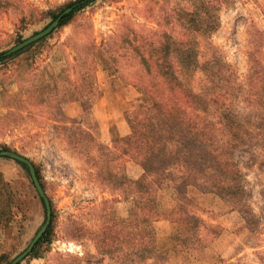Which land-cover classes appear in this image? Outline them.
Returning a JSON list of instances; mask_svg holds the SVG:
<instances>
[{"label": "rangeland", "instance_id": "374dc122", "mask_svg": "<svg viewBox=\"0 0 264 264\" xmlns=\"http://www.w3.org/2000/svg\"><path fill=\"white\" fill-rule=\"evenodd\" d=\"M72 1L0 0V53L47 28L56 19L50 12L59 14ZM58 27L30 49L0 61V150L16 151L33 162L44 179L52 219L54 214L55 235L47 258L31 252L19 264H58L59 255L65 264H72L69 255L82 257L81 264H121L120 253L98 252L95 236L108 220L107 205L121 217L128 216L131 206L122 192L124 179L123 187L114 189L116 177L108 175L138 179L144 173L138 156L124 153L128 147L120 140L131 132L127 112L140 101L134 81L149 80L142 59L162 60L166 34L197 46L200 63L211 55V44L243 86L242 112H251L246 88L254 73V54L264 67V0H95L68 25ZM192 31V37L185 34ZM84 44L110 49L122 67L107 66L100 58L94 61L93 91L84 97L87 109L72 89L63 96L60 80L57 99L49 96L52 102L46 104L47 92L35 88L50 74L60 73L68 56L74 58L76 46ZM126 64L132 66L124 69ZM205 80L199 68L192 81L195 91ZM56 82L48 81L49 93ZM236 158L247 201L204 191L209 178L190 174L181 163L146 176L163 214L178 206L177 185L189 177L191 216L184 219V232L177 239L178 227L170 219L154 221L166 258H149L141 264H264V148L256 146ZM0 173L13 193L14 218L11 223L0 222V252L8 254L5 264H10L44 224L46 207L26 165L0 156ZM77 228L84 232L80 239L71 235L81 232Z\"/></svg>", "mask_w": 264, "mask_h": 264}, {"label": "trees", "instance_id": "16d2710c", "mask_svg": "<svg viewBox=\"0 0 264 264\" xmlns=\"http://www.w3.org/2000/svg\"><path fill=\"white\" fill-rule=\"evenodd\" d=\"M94 1L74 0L69 6L62 8L60 13L69 7L73 9L62 18L58 28L68 25ZM58 12H50L53 19L59 16ZM193 31L185 34L192 37ZM165 37L161 61L155 63L147 58L142 59L141 65L149 80L144 81L142 75H139V80L142 78L143 81H134L140 93V101L133 111L126 114L130 134L120 138L128 147L123 148V152H133L138 156L144 173L138 179L108 175L109 179L116 177V184H111L114 189L123 187L121 180L124 179L126 185L122 192L131 206L128 216L121 217L114 206L107 205L109 202L104 201L108 220L103 222L102 230L95 236L98 252L120 253L121 264H141L149 258H166L165 245L157 238L153 222L161 218L170 219L178 227V232L174 235V239H177L184 232V219L191 216L187 196L189 177H183L177 185V190L181 193L178 206L169 214H163L157 208L155 190L146 181L149 173L164 172L172 165L181 163L190 174L197 172L209 178L208 184H203L204 191L217 192L230 200L247 201L248 192L242 184L243 174L236 155L251 151L259 145L264 148V67L256 54L252 57L251 65L254 73L246 88L247 104L253 105V108L251 112L248 110L244 113L239 100L243 86L238 82L236 72L223 60L215 46H208L211 55L200 63L197 59V46L185 44L182 38L171 34H166ZM33 45L34 43L29 45L27 50ZM74 53L73 59L68 56L65 60L60 73L50 74L39 89L35 88L36 92H47L46 104L50 105L52 102L49 101V96L57 99L60 80L64 82L63 96L67 97V92L72 89L74 97L83 99V105L87 109L89 102L84 97L91 89L93 91L90 77L94 74V61L100 58L107 66L113 63L115 69L122 67L117 66V60L111 55L110 49L103 50L95 44L77 45ZM4 54L5 52L0 53V61L8 57ZM128 66L132 65L126 64L124 69ZM199 68L206 75V80L197 92L192 81ZM51 80L57 82L49 93L47 83ZM254 115H258L257 120L253 118ZM37 173L46 189L43 177L39 171ZM11 194L9 183L0 173V222L11 223L14 218ZM79 230L81 232L72 231V238L83 237L84 232ZM54 235L53 214L48 230L32 254L47 258L46 253L51 250ZM69 259L72 264L82 262L80 256L69 255ZM8 260V254L1 251L0 264H5ZM64 260L59 255L58 264H65Z\"/></svg>", "mask_w": 264, "mask_h": 264}, {"label": "water", "instance_id": "95a60500", "mask_svg": "<svg viewBox=\"0 0 264 264\" xmlns=\"http://www.w3.org/2000/svg\"><path fill=\"white\" fill-rule=\"evenodd\" d=\"M72 7L67 8L66 10H64L61 14H59V16L44 30L40 31L39 33L23 40L22 42H20L19 44H17L16 46H14L13 48H11L10 50L6 51L4 55L9 56L12 55L20 50H22L23 48L31 45L32 43L40 40L41 38L47 36L48 34H50L55 28H57L60 25V22L62 20V18L67 15L68 13H70L72 11ZM0 156H7L10 158H13L15 160H17L18 162L26 165L30 171L33 183L40 195V197L43 199L44 203H45V207H46V220L44 222V224L41 226V228L38 230V232L36 233V235L34 236L33 240L31 241V243L29 244V246L26 248V250H24L21 254H19L14 260H12V262L10 264H19L25 257H27L35 248V246L37 245V243L39 242V240L43 237V235L46 233V231L48 230L51 221H52V205H51V201L41 183V180L38 177V173H37V169L35 167V165L33 164V162L26 156L16 152V151H12V150H0Z\"/></svg>", "mask_w": 264, "mask_h": 264}]
</instances>
